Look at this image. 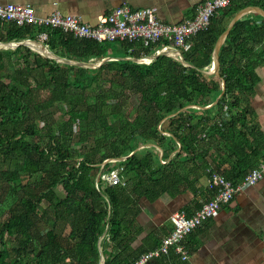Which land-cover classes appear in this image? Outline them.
Masks as SVG:
<instances>
[{"label":"trees","instance_id":"obj_1","mask_svg":"<svg viewBox=\"0 0 264 264\" xmlns=\"http://www.w3.org/2000/svg\"><path fill=\"white\" fill-rule=\"evenodd\" d=\"M248 6L264 10V0L234 2L209 30L188 40L182 53L194 67L161 56L93 69L25 46L0 50V264H99L98 243L107 228L101 243L106 264H134L154 249L131 248L141 234L135 228L140 199L194 191L212 172L238 184L259 166L264 137L246 98L256 83L253 43L264 42L261 14L239 20L221 47L224 97L162 123L186 106L215 103L222 80L202 71L211 70L219 36ZM42 32L48 50L79 63L155 54L156 47L143 43H99L0 20V42L37 40ZM143 144L163 148V162L156 148H145L104 169L123 167L124 185L109 186L100 177L96 186L105 160L129 156ZM176 260L172 253L151 264Z\"/></svg>","mask_w":264,"mask_h":264},{"label":"crops","instance_id":"obj_2","mask_svg":"<svg viewBox=\"0 0 264 264\" xmlns=\"http://www.w3.org/2000/svg\"><path fill=\"white\" fill-rule=\"evenodd\" d=\"M205 1L207 0H0V5L30 4L41 17L59 11L76 16L87 24L96 25L99 16L128 4L134 9L155 8L160 20L180 24L194 18L198 6ZM253 44L255 54L251 63L254 65L256 83L253 93L246 98V105L254 113L253 120H257L264 137V42ZM225 167L229 168L230 165ZM211 197L209 178L205 177L194 191H185L178 196L165 193L155 200L140 199L141 212L135 228L141 229V234L131 243V248L135 252L149 247L155 249L172 231L170 218L173 214L185 211L192 215ZM187 245L191 252L189 260L182 261L176 256L175 264H264V179L256 186L242 189L230 204L222 207L217 218L208 220L187 238Z\"/></svg>","mask_w":264,"mask_h":264},{"label":"built area","instance_id":"obj_3","mask_svg":"<svg viewBox=\"0 0 264 264\" xmlns=\"http://www.w3.org/2000/svg\"><path fill=\"white\" fill-rule=\"evenodd\" d=\"M236 1L238 0H207L198 6L194 18L180 24H169L160 20L155 8L134 9L128 4L99 16L96 25L87 24L76 16L65 15L59 11L41 17L35 13L30 4L0 5V20L7 24H16L18 27L39 26L49 30H60L75 38L99 43H143L145 46L156 47L155 54L169 52L172 58L177 59L182 50L188 48L189 39L209 30L213 18ZM48 40L47 32H42L37 37V41L47 49ZM133 51L130 49L129 53ZM149 62L151 60L146 61V63ZM123 171L124 168L120 166L108 172L107 175L102 174L101 178L109 186L124 185ZM262 179H264V158L259 166L251 170L238 184L221 173L212 172L209 178L212 197L202 203L192 215L185 211L173 214L170 218L173 225L172 231L154 250L143 253L134 264H151L172 253L179 256L182 261H188L191 252L187 245V238L203 227L208 220L217 218L222 207L230 204L242 189L256 186Z\"/></svg>","mask_w":264,"mask_h":264},{"label":"water","instance_id":"obj_4","mask_svg":"<svg viewBox=\"0 0 264 264\" xmlns=\"http://www.w3.org/2000/svg\"><path fill=\"white\" fill-rule=\"evenodd\" d=\"M261 13L262 15H264V10L258 6H248L243 8V10H240L238 13L235 14V16L232 18V20L230 21L229 25L227 26V28L225 29V31L219 36L214 51H213V63H212V68L210 71H202L204 74L208 75V76H215L218 77L222 80L223 83V89L222 92L220 93V95L218 96L217 100L215 101L214 104L209 105V106H186L183 109H181L180 111H178L177 113H174L172 115H168L167 117H165V119L162 121V123H164L167 119L172 118L174 116H176L177 114L184 112L190 108H209V107H213L214 105H216L225 95V92L227 90V82L224 78L221 77V73H220V69H221V61H220V50L222 45L224 44L225 40L227 39L228 35L230 34V32L232 31V29L235 27L236 23L241 20L242 18H244L245 16H247L250 13ZM20 46H25L30 48L31 50L43 55L44 57L48 58V59H52L55 60L57 62L60 63H65V64H69V65H75V66H82V67H86V68H93V69H97L100 68L101 66H103L107 61H112V60H130L132 62L135 63H145V61L148 60H154L158 57L161 56H168V57H172L171 54L169 52H162L159 54H154L151 56H147L146 58H121V57H116V58H107L104 61L100 62V63H79L76 62L74 60H69L66 58H62L54 53H52L50 50H48L42 43L38 42L37 40H26V41H22V42H0V50L2 49H17ZM177 60H179L183 65L187 66V67H194L192 66L189 62H187V60L185 59L183 53L180 54V57L177 58ZM165 134L172 136L170 132L166 131ZM179 144V149L181 148V143L180 141H177ZM149 147H154L157 150H159L161 152V160L163 161L164 157H165V151L163 148H161L158 145L155 144H143L141 146H139L132 154H130L129 156H124L121 158H108L107 160H105L102 165L100 166V170L97 174V178H96V186L98 187V180L100 178V176L102 175V173L104 172V169L106 168V166L108 164H111L113 162H124L126 160H128L130 157H132L133 155L139 153L141 150L145 149V148H149ZM108 233V228L106 230V232L103 234V236L100 238L99 243H98V247H99V252H100V262L99 264H106V257L104 255L101 243L104 240V238L106 237ZM41 254V251L39 252V255Z\"/></svg>","mask_w":264,"mask_h":264},{"label":"rangeland","instance_id":"obj_5","mask_svg":"<svg viewBox=\"0 0 264 264\" xmlns=\"http://www.w3.org/2000/svg\"><path fill=\"white\" fill-rule=\"evenodd\" d=\"M121 58H125V57H121ZM114 164V163H113ZM103 174V173H102ZM108 173H105L104 175H107ZM101 177V176H100ZM61 191V190H60ZM60 194L62 195L63 193L60 192ZM11 245V244H10Z\"/></svg>","mask_w":264,"mask_h":264},{"label":"bare ground","instance_id":"obj_6","mask_svg":"<svg viewBox=\"0 0 264 264\" xmlns=\"http://www.w3.org/2000/svg\"><path fill=\"white\" fill-rule=\"evenodd\" d=\"M145 63H146V61H145Z\"/></svg>","mask_w":264,"mask_h":264}]
</instances>
